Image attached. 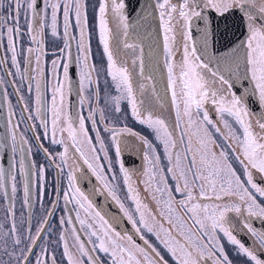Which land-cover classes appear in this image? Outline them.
Here are the masks:
<instances>
[{
    "label": "snow or ice",
    "instance_id": "1",
    "mask_svg": "<svg viewBox=\"0 0 264 264\" xmlns=\"http://www.w3.org/2000/svg\"><path fill=\"white\" fill-rule=\"evenodd\" d=\"M131 5L0 0V264H264V0Z\"/></svg>",
    "mask_w": 264,
    "mask_h": 264
},
{
    "label": "flooded vegetation",
    "instance_id": "2",
    "mask_svg": "<svg viewBox=\"0 0 264 264\" xmlns=\"http://www.w3.org/2000/svg\"><path fill=\"white\" fill-rule=\"evenodd\" d=\"M178 58H179V56H177V59ZM161 66H162V69H163V65L162 64H161ZM9 91H11V89H9ZM12 100H13V103L15 104V98L14 97L12 98ZM75 101H76V96H75V93H73L72 103L75 104ZM0 105H3L2 98H0ZM209 107H211V106H209ZM0 108L2 110V114H1V117L2 118H0V123H1L0 124V134H3L4 131H5V128L3 127V125L5 123V119L4 118L6 117L7 107H6V105H4V106H1ZM75 110L76 109L73 108V111H75ZM211 115L215 119V112L214 111L211 112ZM130 124H131V126L139 129V126L138 125H135V123L134 122H131V120H130ZM125 156L127 158V164H128L129 167H135L136 169H140L142 171V166H143L144 162L141 159V154L138 151L137 152H133L130 156H129L128 153H125ZM34 159L36 160V162L38 164L44 162V159H43V155L42 154L36 155L34 157ZM54 177H55V172L53 170H49V173H48L49 188H51V184H52V182L54 180ZM77 180H78L79 186L84 191H86V192L91 191L93 189L94 185H97V183H98L97 180H96V178H95V176H93L91 174V172H89L87 170L86 166H83V165H82L81 170L77 172ZM140 187L143 188L144 185L141 184ZM117 194L121 198V200H125L126 188H124L123 186H121L118 189ZM95 198H101V199H104V200L108 201L109 203H114L112 201L111 197L106 196V195L105 196H99L98 195ZM126 203H127V201H126ZM257 226H259V222L258 221H257ZM248 239L250 241V238H248Z\"/></svg>",
    "mask_w": 264,
    "mask_h": 264
},
{
    "label": "water",
    "instance_id": "3",
    "mask_svg": "<svg viewBox=\"0 0 264 264\" xmlns=\"http://www.w3.org/2000/svg\"><path fill=\"white\" fill-rule=\"evenodd\" d=\"M147 2V0H141V4ZM135 6V0H132V5L129 7V12L132 11V7ZM135 18H136V14H133L132 15V20L133 22H135ZM157 24H158V21L152 23V27L150 29V32L154 35L155 32L157 31ZM138 31H142V30H138ZM149 43H151L150 40H148L147 38H145L144 40V47H145V55L147 56L148 55V52H149V49H148V45ZM155 50V49H154ZM160 51L162 52V46H161V49ZM161 67V70L162 69V66ZM162 86V85H161ZM1 107V106H0ZM1 114H2V110L0 108V118L1 117ZM1 124V123H0ZM7 166V165H5ZM95 201H96V205L98 206V208L104 212V213H107L108 215H113V214H116V215H119V211H118V208L117 206L114 204V203H109L108 201L104 200V199H101V198H95ZM121 230H126V229H130V225L127 223V221H124L121 225Z\"/></svg>",
    "mask_w": 264,
    "mask_h": 264
},
{
    "label": "rangeland",
    "instance_id": "4",
    "mask_svg": "<svg viewBox=\"0 0 264 264\" xmlns=\"http://www.w3.org/2000/svg\"><path fill=\"white\" fill-rule=\"evenodd\" d=\"M92 50H93V59L97 63H99L100 60H101V53H100V49H99V47L97 45V41H96L95 37H93V40H92ZM173 117H174V113H173Z\"/></svg>",
    "mask_w": 264,
    "mask_h": 264
}]
</instances>
